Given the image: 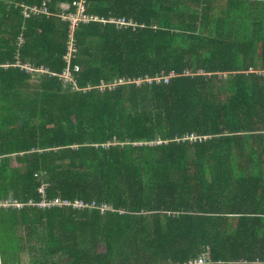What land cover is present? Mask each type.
Wrapping results in <instances>:
<instances>
[{
  "label": "trees",
  "instance_id": "obj_1",
  "mask_svg": "<svg viewBox=\"0 0 264 264\" xmlns=\"http://www.w3.org/2000/svg\"><path fill=\"white\" fill-rule=\"evenodd\" d=\"M76 1L0 0V262L264 264V0Z\"/></svg>",
  "mask_w": 264,
  "mask_h": 264
},
{
  "label": "built area",
  "instance_id": "obj_2",
  "mask_svg": "<svg viewBox=\"0 0 264 264\" xmlns=\"http://www.w3.org/2000/svg\"><path fill=\"white\" fill-rule=\"evenodd\" d=\"M73 5L75 6V13L74 14H70L67 17L63 16V18H67L70 21V26L71 27H73L76 23H78L80 21L88 22V21H91V20L92 21H96L98 19L95 16L86 15V13H85L86 0H78V1L74 2ZM43 11H45V9ZM109 21L110 22H115V23L120 24V25H126V24L129 23L123 18L120 19V20H116V21L113 20V19H110ZM72 52H73V46L69 45L68 51L66 53L67 54V58H69L71 56ZM73 69H74V71H77L78 67L74 66ZM27 70L31 71V72H33V71L34 72H43L44 71L43 69L42 70L41 69H34V68H30L29 66H27ZM70 74H71L70 71L68 69H66L62 73V77L66 78V80H71V75ZM51 75H54V73H51ZM174 75H175L174 72H170L169 77H174ZM38 192L41 194V196H44L43 188H40L38 190ZM9 204H10L9 201H5V202L0 203V206H7ZM12 205H14L16 207H20L21 206V204H19L16 201H13ZM36 205L39 206V207H42V208H50L52 206H63V205H71L72 207H76V208L84 206L82 204V202H80V201H75V202L71 203V202H69L67 200H64V199L54 198V199L46 200L43 197L41 198V201L39 203H37ZM103 208H105V207H103ZM206 263H207V261H206L205 255H201L198 258H196L195 260H191V261H188V262L183 263V264H206ZM0 264H2V263L0 262Z\"/></svg>",
  "mask_w": 264,
  "mask_h": 264
},
{
  "label": "rangeland",
  "instance_id": "obj_3",
  "mask_svg": "<svg viewBox=\"0 0 264 264\" xmlns=\"http://www.w3.org/2000/svg\"><path fill=\"white\" fill-rule=\"evenodd\" d=\"M65 58H67V54L65 55ZM69 59V58H67ZM171 77H169V74L168 75H164V76H160V77H156L155 80L156 81H160V80H163L164 82H167ZM28 260V259H27ZM29 262L27 261V264Z\"/></svg>",
  "mask_w": 264,
  "mask_h": 264
},
{
  "label": "crops",
  "instance_id": "obj_4",
  "mask_svg": "<svg viewBox=\"0 0 264 264\" xmlns=\"http://www.w3.org/2000/svg\"><path fill=\"white\" fill-rule=\"evenodd\" d=\"M27 256L24 257L23 261H22V264H27ZM29 262V261H28ZM29 264V263H28Z\"/></svg>",
  "mask_w": 264,
  "mask_h": 264
}]
</instances>
